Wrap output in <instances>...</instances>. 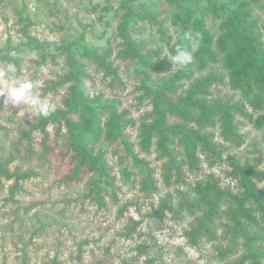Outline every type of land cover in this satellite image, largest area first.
<instances>
[{
  "label": "rangeland",
  "instance_id": "374dc122",
  "mask_svg": "<svg viewBox=\"0 0 264 264\" xmlns=\"http://www.w3.org/2000/svg\"><path fill=\"white\" fill-rule=\"evenodd\" d=\"M123 1L0 0V66L15 63L18 69L15 78L31 79L35 94L47 98L53 111L65 109L70 84L59 85L58 82L69 69L65 51L55 52L54 48L72 44L76 60L84 64L83 95L90 102L123 115L126 139L133 153L149 168L156 186V190L147 193L140 189L145 176L143 169L125 157L120 143L105 138L103 127L99 138L88 136L86 143L93 155L103 154L109 170L111 185L98 184L99 201L98 192L90 187L96 172L83 166L79 178L75 177L77 159L66 128L62 126L57 133L54 126L48 124L44 131L40 130L35 127L37 113L23 116L20 108L5 105L0 98V159H9L10 172L24 174L18 180L14 176L0 179V264H233L239 260L241 264H253L246 257L248 252L241 237L229 254L219 255L221 249L229 246L231 233L222 227L229 222L228 217L216 222L215 239L201 237L196 244H191L185 232L198 213L185 210L174 216L166 211L159 218L152 215V210L167 195H171L172 202L178 201L176 188L192 198L195 183L203 184L209 175L216 177L220 186L233 194L240 192L236 179L228 174L231 171L228 156L264 172V122L258 124L264 112L229 87L220 62L207 69H195L190 80H176L178 94L195 77L213 71L224 78L223 82L212 83L207 98L230 99V103L239 101L244 107L243 112L234 114L236 135L233 139L223 134L219 120L205 128L212 134L219 158L198 153L196 169L182 166L185 183H177L172 171L170 183L166 184L162 174L167 157L160 154L155 144L143 150L138 134L140 123L151 119L154 93L146 88L158 89L171 75L186 71L187 67H174L169 57L177 44L190 52L195 44L190 30L173 23L177 9L168 0H129L137 16L128 18L127 33L139 47L142 58H120L117 27L123 10L115 13V8ZM215 1L220 15L219 5L228 0ZM209 2L192 0L190 6L199 11ZM109 7L111 10H107ZM251 8L264 45V0L251 4ZM205 21L216 36L219 16L207 11ZM185 34L190 38L186 39ZM30 37L38 41V47H34ZM80 43L97 54L107 52L106 61L113 74L84 56ZM4 54L9 56L3 57ZM147 61L156 63L157 67L147 66ZM161 63L164 66L158 69ZM106 114L100 118L102 125ZM168 121L182 122L171 115ZM168 146L177 159L183 157L177 137H173ZM256 185L264 194V181ZM259 234L261 237L255 244L262 252L257 264H264V230Z\"/></svg>",
  "mask_w": 264,
  "mask_h": 264
},
{
  "label": "trees",
  "instance_id": "16d2710c",
  "mask_svg": "<svg viewBox=\"0 0 264 264\" xmlns=\"http://www.w3.org/2000/svg\"><path fill=\"white\" fill-rule=\"evenodd\" d=\"M168 1L177 9L173 23L190 30L192 42L195 44L194 50L191 51L194 59L193 63L187 66L186 71L171 75L158 89L151 86L146 88L149 93H154L151 119L140 123L138 134L143 150L146 151L155 144L160 154L167 157V164L162 174L164 182L170 183L174 171L176 182L183 184L185 181L182 166H186L189 170L196 169L199 163L198 153H209V157L219 158L212 141V134L205 131V128L214 126L219 120L223 134L233 139L236 135L234 114L243 112L244 105L239 101L230 103V99L224 101L207 98L212 83L223 82L224 78L223 75H217L213 71L202 77H195L192 83L178 94L175 81L183 78L190 80L195 69H207L212 64L220 62L229 87L240 93L250 105L264 112V45L258 29L257 17L251 8V4H257L258 0H228V3L223 2L219 5L220 15L215 0H210L208 6L202 7L199 11H195L190 6L192 0ZM120 9L123 10V18L117 27L120 38L118 56L122 59L142 58L139 47L127 33L128 18L136 17L137 13L129 4V0H124L115 8V13ZM107 10H111V7ZM207 11L220 18L219 33L216 36L207 28L205 21ZM29 39L34 43V47L39 46L36 39L31 37ZM79 42H82V38ZM71 47L72 44H68L54 48L55 52L65 51L69 69L58 82L59 85L70 84V94L64 101L66 108L53 111L47 119L38 117L35 127L44 131L50 124L57 133L61 131L62 126L66 128L67 138L74 145L77 159L75 177L79 178L78 173L83 171V166L88 171H95L97 176L90 183V187L94 192H98L96 198L99 201L101 196L98 184L111 185L109 170L105 167L103 154L93 155L86 147V143L88 136L99 138L103 127H105V138L120 143L125 157L143 169L145 176L141 180L140 189L146 193L148 190H156L149 168L133 153L132 145L126 139L123 132L126 125L123 115L110 107L97 105L94 101L90 102L83 95L82 83L86 76L84 64L76 60ZM79 48L84 56L92 59L107 73L113 74L110 63L106 61L107 52L97 54L81 43ZM54 54L53 52L52 55ZM6 56L9 55L4 54L3 57ZM10 56L13 58V55ZM145 64L152 68L157 67L156 63L150 61ZM163 66L161 63L158 69H162ZM114 76L116 77V74ZM105 113H107L106 121L102 125L100 118ZM168 115L174 119L179 118L182 122L170 123ZM263 122L264 116L259 117L258 124ZM23 134L27 135L25 131ZM173 137H177V144L184 152L183 157L178 159L168 146ZM8 162L9 159H0V179L23 178L24 174L10 172L7 167ZM227 162L231 167L228 174L236 179L240 192L233 194L229 189L221 187L216 177L209 175L203 184L195 183L192 188L195 195L192 198L187 196V192L176 188L178 201L172 202L171 195H167L156 208H153L152 215L162 218L165 212L169 211L177 216L185 210L191 214L198 213L195 221L185 232L191 244H196L201 237L215 239L216 222L228 217L229 222L222 224V227L225 232L229 230L231 233L229 246L221 249L219 255L224 257L229 254L231 248L237 245V239L241 237L248 252L246 257L253 264H257L259 262L257 257L262 250L255 242L261 237L259 232L264 230V194L259 192L256 182L264 181V172L255 170L253 165L241 164L234 156H228ZM92 190L90 189L91 194ZM260 224L262 227H259ZM255 227L257 229H253ZM233 264L241 263L239 260Z\"/></svg>",
  "mask_w": 264,
  "mask_h": 264
},
{
  "label": "clouds",
  "instance_id": "9594fccd",
  "mask_svg": "<svg viewBox=\"0 0 264 264\" xmlns=\"http://www.w3.org/2000/svg\"><path fill=\"white\" fill-rule=\"evenodd\" d=\"M185 38H190V35L185 34ZM169 59L174 67H187L193 63L194 57L190 51L177 44L174 54ZM17 71V66L13 62L0 66V98H3V103L20 108L23 116L25 113L32 116L35 112L43 119L49 118L54 110L53 105L47 98L35 94V85L31 79L15 78L14 74ZM25 108L28 110L25 111Z\"/></svg>",
  "mask_w": 264,
  "mask_h": 264
}]
</instances>
